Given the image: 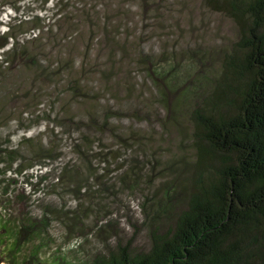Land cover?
I'll return each mask as SVG.
<instances>
[{
  "label": "rangeland",
  "instance_id": "1",
  "mask_svg": "<svg viewBox=\"0 0 264 264\" xmlns=\"http://www.w3.org/2000/svg\"><path fill=\"white\" fill-rule=\"evenodd\" d=\"M70 2L73 7H81L80 15L71 20V28L56 23V35L45 34L41 42L23 44L25 56L37 59L47 73L39 75L32 64L17 58L12 70L0 77L1 148L5 147V136L11 134L12 148H18L22 158L28 154V147L21 138L40 137L42 145L48 147L53 142L59 153L54 167L60 164L62 168L69 162L82 171L96 163L98 167L94 169L101 170L105 160L95 155L99 151L116 154L108 159L111 165L107 172L99 171V179L91 178L92 193L50 187L58 175L54 169L38 192L28 190L13 173L7 174L6 178L18 180V190L13 194H23L26 199L11 196L8 207L3 203L7 209L4 219L21 215L40 221L45 215L47 241L40 247L39 256L47 262L57 256L84 262L118 240L134 238L137 249L147 244L149 220L164 192L161 184L169 180L161 172L162 161L179 153L180 134L175 128L163 126L166 114L159 89L148 78L139 54L150 56L149 64L154 65L151 68L168 73L166 79L174 67L180 82L175 94H179L185 88L184 82L189 86L196 74L216 77L222 55L238 33L234 16L207 7L203 0ZM22 6L23 12L43 7L42 0H26ZM52 7L53 4L43 7V16L49 20ZM11 16L14 17L10 8L1 9L0 33L6 31ZM28 28L15 30L14 34L27 32ZM67 60L70 62L64 65ZM173 96L168 93L169 99L173 100ZM18 109L27 114L24 121L20 122ZM8 113L11 114L6 116ZM36 117L38 123H31ZM67 118H74L70 128L64 125ZM180 118V126L186 127V121ZM104 121L107 126L103 127ZM131 129L139 135L126 142L125 135ZM82 136L88 137L90 147L83 148ZM74 143L81 150L74 148ZM82 151L92 156L90 163L81 158ZM133 166L139 172L138 186L122 187L119 177ZM1 181L0 174V192ZM77 209L79 232L68 234L63 213ZM111 222L116 233L100 239L96 228Z\"/></svg>",
  "mask_w": 264,
  "mask_h": 264
},
{
  "label": "trees",
  "instance_id": "2",
  "mask_svg": "<svg viewBox=\"0 0 264 264\" xmlns=\"http://www.w3.org/2000/svg\"><path fill=\"white\" fill-rule=\"evenodd\" d=\"M7 1L1 0L0 12L4 7L10 8L14 17L9 18L6 31L0 33V77L12 70L17 58L32 64L39 75L46 74L47 68L43 69L37 59L25 56L23 44L41 42L45 34L56 35V23L62 22L66 28H71V20L80 15L81 7L71 6L70 0H42L43 7L53 4L49 20L43 16L46 12L43 7L23 12L26 0ZM203 2L213 10L234 16L238 29L235 41L222 55L216 77L196 74L189 86L184 82L185 88L175 94L176 85L180 83L175 68L166 79L168 73L151 68L154 65L149 64L150 56L139 54L148 78L159 89L166 114L163 126L175 128L180 134L179 153L162 161L161 172L166 173L169 180L161 184L164 192L149 220L147 244L137 249L134 238H130L118 240L84 262L62 256L43 261L39 253L47 241V218L44 215L36 221L26 216L8 215V219H4L7 209L3 203L8 207L11 196L20 201L26 199L23 194H13L18 190V180L6 178L7 174L13 173L28 190L38 192L44 187L48 174L55 170L58 175L50 187H70L76 193L81 190L92 193L91 178L99 179L97 172H107L116 154L112 151L95 154L105 160L101 170L94 169L98 163L87 166V171L69 162L62 168L60 164L54 167L60 156L53 142L45 147L40 137H22L28 154L21 158L20 150L12 148L13 136L7 134L4 148L0 142L3 185L0 264H264V0ZM27 26V32L14 34L15 30L22 31ZM69 62L65 61L64 65ZM70 83L78 87L75 82ZM169 92L173 93V100L169 99ZM18 112L20 122L24 121L27 114L23 109ZM180 117L187 123L184 128L179 124ZM73 120L65 119L64 125L70 128ZM34 122L38 123L37 117L31 123ZM102 126H107V122ZM136 135L138 132L128 130L125 141ZM82 137L83 148L90 147L88 137ZM73 147L81 150L79 144L74 143ZM80 155L91 162L92 156L87 151ZM134 167L119 177L122 187L138 186L139 172L134 171ZM63 215L68 224L67 233L79 232V209ZM116 231L112 222L96 228L100 239Z\"/></svg>",
  "mask_w": 264,
  "mask_h": 264
}]
</instances>
